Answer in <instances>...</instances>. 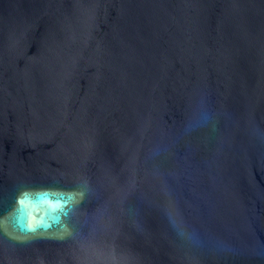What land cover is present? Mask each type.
<instances>
[{
	"label": "water",
	"instance_id": "obj_1",
	"mask_svg": "<svg viewBox=\"0 0 264 264\" xmlns=\"http://www.w3.org/2000/svg\"><path fill=\"white\" fill-rule=\"evenodd\" d=\"M0 264H264V0H0Z\"/></svg>",
	"mask_w": 264,
	"mask_h": 264
}]
</instances>
